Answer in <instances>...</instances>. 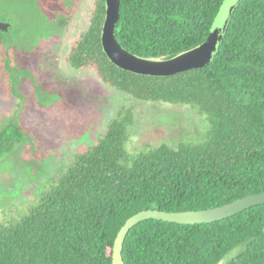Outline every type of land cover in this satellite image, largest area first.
I'll return each mask as SVG.
<instances>
[{
	"label": "trees",
	"instance_id": "1",
	"mask_svg": "<svg viewBox=\"0 0 264 264\" xmlns=\"http://www.w3.org/2000/svg\"><path fill=\"white\" fill-rule=\"evenodd\" d=\"M224 1L119 0L114 36L135 57L171 59L206 41ZM104 20L97 0L66 62L136 101L194 108L208 131L199 143L129 159L132 112L120 113L20 221L0 225V264H112L119 230L143 210H209L264 193V0L235 7L204 68L163 77L113 64L101 43ZM19 122L0 128V157L26 140ZM122 257L124 264H264V205L212 224L143 221L127 234Z\"/></svg>",
	"mask_w": 264,
	"mask_h": 264
},
{
	"label": "rangeland",
	"instance_id": "2",
	"mask_svg": "<svg viewBox=\"0 0 264 264\" xmlns=\"http://www.w3.org/2000/svg\"><path fill=\"white\" fill-rule=\"evenodd\" d=\"M96 1L0 0V24L11 26L0 34V128L15 117L27 133L22 144L0 157V225L20 221L74 154L92 146L126 110L132 112L125 142L129 159L161 145L177 149L182 143H199L208 131L205 116L194 108L136 101L105 85L92 70L66 62L74 41L88 27ZM241 1L223 2L202 45L157 60L167 62L169 70L129 72L163 77L204 68ZM104 4L101 43L115 64L107 44L117 21V0ZM5 61L12 75L5 71Z\"/></svg>",
	"mask_w": 264,
	"mask_h": 264
},
{
	"label": "water",
	"instance_id": "3",
	"mask_svg": "<svg viewBox=\"0 0 264 264\" xmlns=\"http://www.w3.org/2000/svg\"><path fill=\"white\" fill-rule=\"evenodd\" d=\"M118 8L119 0H117V20L119 18ZM10 27L11 26L9 24H0V31L2 33H6L8 30L11 29ZM101 36L103 37V29ZM109 38L110 39L107 45L110 48V51L112 53L111 57L114 60L115 65L119 68H122L127 71H137V73L142 74L159 69H170L167 62L158 63L157 60L153 59H141L123 50L115 39L114 29L112 36ZM262 205H264V193L242 198L232 203L209 210L174 213H167L159 210H143L129 218L119 230L113 244L112 264H124L122 250L125 238L133 227L143 221L157 220L178 225L212 224L231 218L250 208ZM224 262L225 259H221L217 264H224Z\"/></svg>",
	"mask_w": 264,
	"mask_h": 264
}]
</instances>
